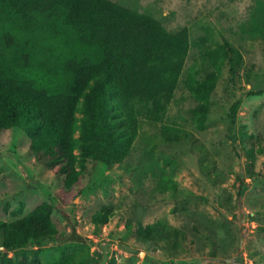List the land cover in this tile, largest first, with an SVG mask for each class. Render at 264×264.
Wrapping results in <instances>:
<instances>
[{
    "label": "trees",
    "instance_id": "obj_1",
    "mask_svg": "<svg viewBox=\"0 0 264 264\" xmlns=\"http://www.w3.org/2000/svg\"><path fill=\"white\" fill-rule=\"evenodd\" d=\"M205 31L210 49L188 67L174 100L190 48L186 27L168 31L151 15L113 0H0V133L23 132L36 160L64 176L67 188L96 163H124L140 133L139 115L162 124L159 137L166 145L188 144L195 156V134L164 124L168 108L172 102H193L178 119L197 133L205 131L217 82L226 70L228 89H234L242 62L241 43L213 40L210 26ZM239 35L264 49V0H255L239 24ZM249 72L244 74L247 83ZM239 105V98L230 100L227 113L225 136L234 149ZM149 171L161 190L177 189L158 164L150 162ZM51 213L52 205L43 202L13 221L0 220V247L6 251L0 264H16L7 252L32 244V256L19 264H85L86 256L74 244L57 246L56 256L41 260L51 248L44 240L58 236ZM106 221V211L93 218L97 226ZM185 233L155 222L140 224L137 239Z\"/></svg>",
    "mask_w": 264,
    "mask_h": 264
},
{
    "label": "rangeland",
    "instance_id": "obj_2",
    "mask_svg": "<svg viewBox=\"0 0 264 264\" xmlns=\"http://www.w3.org/2000/svg\"><path fill=\"white\" fill-rule=\"evenodd\" d=\"M113 1L151 15L168 31L188 29L190 48L174 100L183 90L188 67L210 49L206 26L213 40L242 44L240 79L228 89L229 74L223 72L212 95L209 125L201 133L178 119L193 102H172L168 108L164 124L195 134V156L188 144L166 145L159 137L162 124L139 115L140 133L124 163H96L70 188L64 176L36 160L23 132L2 131L0 220L13 221L50 203L58 236L44 240V246H51L49 255L40 256L45 262L56 256L57 246L74 244L86 256L85 264H264V49L239 35V24L255 0ZM258 91L262 93L256 95ZM236 98L234 149L225 134L229 102ZM150 162L175 181V191L157 186ZM100 211L107 212V221L97 226L93 218ZM155 222L183 229L185 236L137 239L140 224ZM2 239L0 231V245ZM35 249L32 244L7 254L19 264ZM4 252L0 248V258Z\"/></svg>",
    "mask_w": 264,
    "mask_h": 264
},
{
    "label": "water",
    "instance_id": "obj_3",
    "mask_svg": "<svg viewBox=\"0 0 264 264\" xmlns=\"http://www.w3.org/2000/svg\"><path fill=\"white\" fill-rule=\"evenodd\" d=\"M0 248H2V249L4 250V248H3V247H0Z\"/></svg>",
    "mask_w": 264,
    "mask_h": 264
}]
</instances>
